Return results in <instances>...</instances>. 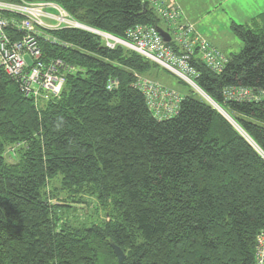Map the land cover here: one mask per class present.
Returning a JSON list of instances; mask_svg holds the SVG:
<instances>
[{
	"label": "trees",
	"instance_id": "16d2710c",
	"mask_svg": "<svg viewBox=\"0 0 264 264\" xmlns=\"http://www.w3.org/2000/svg\"><path fill=\"white\" fill-rule=\"evenodd\" d=\"M46 1L119 38L162 21L148 0ZM233 27L243 48L221 73L190 61L198 87L235 124L196 90L158 119L135 82L160 66L83 28L40 40L44 62L74 68L41 106L0 67V264L252 263L264 229V100H229L224 89H264V18ZM85 196L105 217L74 224L65 212Z\"/></svg>",
	"mask_w": 264,
	"mask_h": 264
},
{
	"label": "built area",
	"instance_id": "2783aa9c",
	"mask_svg": "<svg viewBox=\"0 0 264 264\" xmlns=\"http://www.w3.org/2000/svg\"><path fill=\"white\" fill-rule=\"evenodd\" d=\"M148 2L166 25L164 29L171 36L169 43L164 42L155 26L147 24L132 26L126 31L125 38L99 30L96 34L104 38L109 48L121 45L131 49L204 94L195 82L198 73L190 57H199L211 71L221 73L229 62L228 55L202 36L194 23L184 20L179 5L169 4L167 0ZM49 8L55 12H50ZM78 24L64 7L53 1L0 0V67L37 106L58 96L66 74L74 70L61 59L44 62L40 40L54 41L51 30L76 28ZM7 28L13 32H8ZM17 32L22 33L19 39L14 38ZM116 84V80H109L108 88L113 89ZM135 87L143 92L148 107L158 119L178 113L182 95L175 89L143 76H137ZM224 96L236 101H261L264 100V89L226 87ZM251 264H264V229L257 235Z\"/></svg>",
	"mask_w": 264,
	"mask_h": 264
},
{
	"label": "rangeland",
	"instance_id": "374dc122",
	"mask_svg": "<svg viewBox=\"0 0 264 264\" xmlns=\"http://www.w3.org/2000/svg\"><path fill=\"white\" fill-rule=\"evenodd\" d=\"M180 1L182 3L181 5H183L182 11L185 12L186 15L188 14L201 32L211 39L215 45L221 47V50H223V52L227 55L231 53H238L243 48V43L235 34L233 27L234 23L240 24V21L246 17L247 11L242 10L247 9L250 6L260 10L264 6V0H228L227 2L225 0ZM49 11L54 13L55 9L49 8ZM185 13L183 14L185 15ZM160 26L162 28H167L163 21L160 22ZM76 28H83L94 33L99 32L96 29L80 23L76 26ZM28 60L30 61L31 59L28 57ZM155 71L157 72V76L141 75V77L143 76L144 78L160 82L165 86L172 87L182 95L196 96L195 88H193L190 84L183 82L171 72L163 69L161 66L156 68ZM211 101L213 102V100ZM214 104L213 105L220 111L221 109L224 110L217 103ZM228 116L230 117L229 114ZM230 119L234 123L231 117ZM7 156L9 161L14 162L13 156ZM54 187H60L58 180L54 181ZM59 196L61 201L58 202H65L62 200H65L67 193L61 191ZM84 198H86V203H73L75 209L70 207L69 212H65L68 220L74 224L90 223L92 221L102 220L105 217L104 210L100 207L95 197L85 196Z\"/></svg>",
	"mask_w": 264,
	"mask_h": 264
},
{
	"label": "crops",
	"instance_id": "0c3cea01",
	"mask_svg": "<svg viewBox=\"0 0 264 264\" xmlns=\"http://www.w3.org/2000/svg\"><path fill=\"white\" fill-rule=\"evenodd\" d=\"M167 1L169 2V4H173L174 3V4L179 5L181 7V9L183 8V5H181L182 3H181L180 0H167ZM225 1L227 2L228 0H225ZM256 9L257 8H253L252 6H250L249 8H247L245 10H242V11H247V14H246V17L240 21V24L246 25V26L248 25V26H252V27L256 23L259 24V25L262 24L263 23V18H264V6L260 10H258V9L256 10ZM183 13H185V12H183ZM183 18H184V20H187V21H190V22L194 23L195 26H196L197 31L202 36H204L207 40H209L213 45H215L214 42L211 39H209L206 35H204L201 32V30L197 27L196 23L190 18V16L188 14L186 15V13H185V15L183 16ZM249 24H251V25H249ZM215 46L218 47V48H220V49H222L221 47H219L217 45H215Z\"/></svg>",
	"mask_w": 264,
	"mask_h": 264
},
{
	"label": "water",
	"instance_id": "95a60500",
	"mask_svg": "<svg viewBox=\"0 0 264 264\" xmlns=\"http://www.w3.org/2000/svg\"><path fill=\"white\" fill-rule=\"evenodd\" d=\"M145 7V6H144ZM156 29L158 30V32L161 34V36L163 37V40L165 43H169L171 41V36L169 34V32H167L164 28H162L161 26H156ZM202 94V93H200ZM204 97H206L212 104H214V102L211 101V99H209L205 94H202ZM216 105V104H214ZM216 108V106H215ZM219 110V109H218ZM220 113H222V111L219 110ZM223 114V113H222ZM224 115V114H223ZM225 116V115H224ZM226 118H228L227 116H225ZM229 119V118H228ZM231 122L232 120L229 119ZM233 123V122H232ZM235 124V123H233ZM241 132V131H240ZM242 133V132H241ZM112 247H113V250H114V253L115 255L117 256V259L119 262H122L126 255L124 253V251L116 244H113L112 243Z\"/></svg>",
	"mask_w": 264,
	"mask_h": 264
},
{
	"label": "bare ground",
	"instance_id": "6f19581e",
	"mask_svg": "<svg viewBox=\"0 0 264 264\" xmlns=\"http://www.w3.org/2000/svg\"><path fill=\"white\" fill-rule=\"evenodd\" d=\"M221 111H222V113L225 115V116H227L229 119H230V117L228 116V113L226 112V111H224V110H222L221 109ZM239 128V127H238Z\"/></svg>",
	"mask_w": 264,
	"mask_h": 264
}]
</instances>
